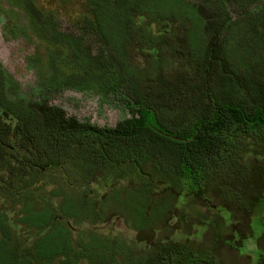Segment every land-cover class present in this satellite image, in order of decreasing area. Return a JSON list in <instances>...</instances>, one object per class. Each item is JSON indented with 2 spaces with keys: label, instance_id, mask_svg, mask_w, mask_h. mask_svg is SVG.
Segmentation results:
<instances>
[{
  "label": "trees",
  "instance_id": "obj_1",
  "mask_svg": "<svg viewBox=\"0 0 264 264\" xmlns=\"http://www.w3.org/2000/svg\"><path fill=\"white\" fill-rule=\"evenodd\" d=\"M64 5L6 0L2 10L5 36L33 45L36 80L27 98L0 61V264H225L202 242L150 233L178 218L183 193L217 195L233 165L248 201L225 207L257 218L253 252L264 264V0ZM236 24L246 40L228 45ZM193 28L200 41L175 62L174 39ZM66 89L110 96L130 115L81 121L52 101ZM107 215L135 237L102 231Z\"/></svg>",
  "mask_w": 264,
  "mask_h": 264
},
{
  "label": "rangeland",
  "instance_id": "obj_2",
  "mask_svg": "<svg viewBox=\"0 0 264 264\" xmlns=\"http://www.w3.org/2000/svg\"><path fill=\"white\" fill-rule=\"evenodd\" d=\"M4 1L0 0V8H4ZM34 1L38 2L41 6L53 8L58 0ZM60 2L65 4L66 10L69 9L73 13L77 11L81 0H60ZM68 22L65 17H61L62 25L70 29L71 26ZM2 26L0 20V61L7 73L11 74L21 83L20 93L29 98L31 85L35 83L36 78L34 71L27 65L26 56L33 53V45L21 38L8 39L3 34ZM7 30H9L8 27ZM242 30L243 28L236 24L226 43L229 45V42H231L235 46L243 43L246 39L245 36H242ZM4 31L6 30L4 29ZM8 32L11 33L10 30ZM176 32L180 31L177 30ZM189 33L192 34L190 35ZM183 34L186 36V40L183 39L185 42L176 38L174 39L170 54L172 60L174 59L175 62L178 61V58L187 48L189 49L191 45L190 39L194 38L200 41L201 32L199 28L183 31ZM52 98V101L62 106L69 115H74L81 121H89L99 126H114L118 121L130 115L129 110L117 101L112 100V97H101L94 92H80L66 89L55 92ZM233 166L225 168V174L220 176L221 181H218L216 186L214 185V189H219L220 191L217 195L211 191L205 192L208 195L207 201L193 198L183 193L182 197L176 201L177 208H175L174 214L178 218L176 220L170 219L167 226L164 224L156 226L154 232L150 233V237H171L181 240L189 237L192 242L200 244L202 242L205 246L214 249L215 254L223 259L225 264H255L256 259L253 249L259 245L254 244L255 238L253 237L252 229L257 227L254 224L257 218L253 216V218L248 217L246 219L242 213H237L233 209V213H231L225 207V205H228L229 207L237 208L242 203L246 204L248 201L249 186L243 183L246 176L241 178L234 175L232 172ZM223 180L226 181V184H223ZM105 190V188L96 189L95 197L99 198ZM124 197H121L122 200ZM196 212H200V214ZM185 214L186 218H183ZM112 215H107L105 222L99 223L97 226L104 232L113 231L114 233L126 235L129 238L135 237V232L128 228L124 217ZM217 231L221 235L218 241H216L217 238L213 240L215 236L213 234L214 232L217 233ZM235 233L237 236L243 237L242 241H245L243 247H241L240 241L235 242ZM250 236L252 237L250 238ZM227 240L235 243L238 249L221 242H228ZM259 243L264 249V237H261Z\"/></svg>",
  "mask_w": 264,
  "mask_h": 264
},
{
  "label": "flooded vegetation",
  "instance_id": "obj_3",
  "mask_svg": "<svg viewBox=\"0 0 264 264\" xmlns=\"http://www.w3.org/2000/svg\"><path fill=\"white\" fill-rule=\"evenodd\" d=\"M4 3H6V0L4 1ZM5 5V4H4ZM4 8H5V6H4ZM2 10H3V8H0V20H1V24L3 25L2 26V29H3V34L5 35V33H7V34H11V33H9L8 32V30H7V28L5 27V20L3 19V15H2ZM4 29L7 31H4ZM8 39H13L12 37L11 38H8Z\"/></svg>",
  "mask_w": 264,
  "mask_h": 264
}]
</instances>
